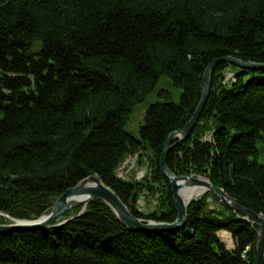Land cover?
<instances>
[{
	"label": "trees",
	"instance_id": "obj_1",
	"mask_svg": "<svg viewBox=\"0 0 264 264\" xmlns=\"http://www.w3.org/2000/svg\"><path fill=\"white\" fill-rule=\"evenodd\" d=\"M227 56L264 64V0H0V213L37 219L96 175L135 217L173 223L159 159L193 115L207 65ZM162 77L180 90L178 102L158 89L164 101L149 105L137 135L127 133L133 108ZM263 133L264 70L220 63L197 124L172 141L166 164L264 215ZM134 155L146 173L119 178ZM141 196L156 208L140 212ZM80 209L52 229L0 234V264H256L259 222L210 193L189 204L174 232L132 231L100 200L74 217Z\"/></svg>",
	"mask_w": 264,
	"mask_h": 264
},
{
	"label": "water",
	"instance_id": "obj_2",
	"mask_svg": "<svg viewBox=\"0 0 264 264\" xmlns=\"http://www.w3.org/2000/svg\"><path fill=\"white\" fill-rule=\"evenodd\" d=\"M229 64L242 70H264V64L243 61L234 57H222L210 62L202 76L200 91V101L191 116V118L178 130L172 131L163 147L159 159V167L163 176L168 181V187L172 194V199L177 210V216L173 223L156 222L152 220H144L135 217L128 207L119 199V197L96 176H89L75 186L65 190L54 202L51 210L47 214H43L34 220H18L0 213V217L9 221L0 224V234L13 231H37L48 230L56 226L63 225L67 221L73 219H63L65 214L75 208H81L74 217H79L85 211L87 204L94 200H100L110 208L117 220L126 228L138 232H174L184 227L186 223V213L189 204L199 197H192L184 201L180 197V191L184 188H203L204 193L212 194L218 203L231 210L236 214H240L244 219H255L259 222L260 230L257 233L256 243V264H263L264 259V215L251 212L239 206L230 196L222 189L213 186L207 179L200 176H177L171 172L166 164V156L172 147V141L181 142L185 140L198 122L199 116L205 104L209 92L210 77L214 68L220 64Z\"/></svg>",
	"mask_w": 264,
	"mask_h": 264
},
{
	"label": "rangeland",
	"instance_id": "obj_3",
	"mask_svg": "<svg viewBox=\"0 0 264 264\" xmlns=\"http://www.w3.org/2000/svg\"><path fill=\"white\" fill-rule=\"evenodd\" d=\"M227 71L229 72V70ZM230 76L231 75L227 73L226 79H228ZM158 89L166 90L171 95L172 101L175 103L178 102L179 96H180V90L172 84L170 79L166 77H162L159 80L156 89L152 93L147 95L146 98L142 102H140L133 108L129 119L127 120L124 126V129L127 133H130L132 135H137L139 127L143 124L144 115L149 105L156 103V102L164 101L163 98L157 95ZM257 149H258L257 161L261 165H264V144H262L261 142H258ZM146 170H147L146 164L138 165L137 156L134 155V156L128 157L122 163V165L118 169L117 176L125 180H137L138 181L144 176V174L146 173ZM137 206L140 212L148 213V212L153 211L156 208V201L152 197L141 196L139 198V201L137 202ZM210 208H214L213 204L210 206ZM218 237L220 241L225 245L226 249L234 250L235 244L229 233L225 231H220L218 233ZM228 240L232 242V246H231L230 241Z\"/></svg>",
	"mask_w": 264,
	"mask_h": 264
},
{
	"label": "bare ground",
	"instance_id": "obj_4",
	"mask_svg": "<svg viewBox=\"0 0 264 264\" xmlns=\"http://www.w3.org/2000/svg\"><path fill=\"white\" fill-rule=\"evenodd\" d=\"M204 192H205V189H203V188H196V189L184 188V189H182L180 191V197L184 201H186V200H188L189 198H192V197L202 196L204 194Z\"/></svg>",
	"mask_w": 264,
	"mask_h": 264
},
{
	"label": "built area",
	"instance_id": "obj_5",
	"mask_svg": "<svg viewBox=\"0 0 264 264\" xmlns=\"http://www.w3.org/2000/svg\"><path fill=\"white\" fill-rule=\"evenodd\" d=\"M231 77V76H230Z\"/></svg>",
	"mask_w": 264,
	"mask_h": 264
}]
</instances>
